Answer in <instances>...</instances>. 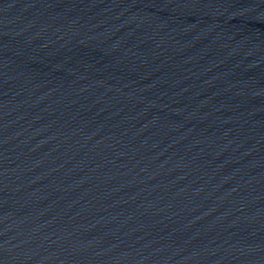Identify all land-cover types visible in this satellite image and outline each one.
<instances>
[{"label": "water", "instance_id": "obj_1", "mask_svg": "<svg viewBox=\"0 0 264 264\" xmlns=\"http://www.w3.org/2000/svg\"><path fill=\"white\" fill-rule=\"evenodd\" d=\"M0 264H264V0H0Z\"/></svg>", "mask_w": 264, "mask_h": 264}]
</instances>
